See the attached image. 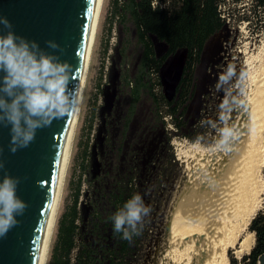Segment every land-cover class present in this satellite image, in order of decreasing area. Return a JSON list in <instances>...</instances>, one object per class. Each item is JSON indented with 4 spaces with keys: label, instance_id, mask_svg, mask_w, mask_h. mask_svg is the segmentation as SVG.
I'll return each mask as SVG.
<instances>
[{
    "label": "trees",
    "instance_id": "obj_1",
    "mask_svg": "<svg viewBox=\"0 0 264 264\" xmlns=\"http://www.w3.org/2000/svg\"><path fill=\"white\" fill-rule=\"evenodd\" d=\"M233 2L240 4L243 0ZM227 4L228 0H113L111 29L118 23L127 38L119 50L123 66L115 78L112 104L101 113L99 137L92 144L89 135L78 155L48 264L137 261L146 227L144 220L139 235H133L129 241L114 231L110 217L133 195L144 196L153 162L147 164L146 154L140 151V141L150 136L142 135L143 131L164 138V155L168 159L165 157L160 163L161 175L167 172L165 164L175 161L171 153L174 137L195 143L203 136L197 120L190 117V106L196 94L197 69L207 45L227 27ZM252 5L254 15L264 13V0H252ZM133 37L140 55L131 70L127 59ZM108 50L109 46L105 55ZM179 53L186 54L185 63L175 94L169 99L162 90L161 74ZM98 90L101 94V85ZM145 100L150 103V113L143 117L141 130L133 133ZM95 106L97 110V103ZM96 116L94 112L89 134ZM249 231L255 235L251 253L240 262L232 259L231 264H258L264 256V212L254 217Z\"/></svg>",
    "mask_w": 264,
    "mask_h": 264
},
{
    "label": "rangeland",
    "instance_id": "obj_2",
    "mask_svg": "<svg viewBox=\"0 0 264 264\" xmlns=\"http://www.w3.org/2000/svg\"><path fill=\"white\" fill-rule=\"evenodd\" d=\"M112 6L113 0L105 1L59 216L69 198V184L76 172L78 155L89 135L92 144L99 137L103 117L101 113L107 111L108 105L112 104L116 86L115 78L120 74L123 66L119 50L122 48L121 42H125L127 38L118 23H115L111 29ZM252 6V0H243L240 4L228 0L226 12H224L227 27L211 39L202 63L197 69L196 94L189 114L192 119L197 120L198 130L203 136L195 143L179 137L172 139L171 153L175 161L165 164V170H167L165 175L160 174L162 172L160 163L163 159L158 158L156 161L157 157L150 158L153 162L150 169L153 170L150 176L149 174V177L147 176L143 199L151 212L143 219L146 227L137 261L134 264H154L159 248L165 244L171 212L188 179V168L194 164L191 157L194 148L204 150L216 148L221 139V129L235 121L237 111L252 94L259 78H264V13L258 12L254 15ZM131 41L127 67L132 70L136 67L140 53L134 37ZM107 46H109L108 55H105ZM183 59L184 53H179L163 69L161 84L164 93H167V90L170 91L175 84L176 71ZM101 77H103L102 80ZM99 85L103 90L101 94L98 90ZM96 103L97 110H95ZM140 109L143 116L150 113L149 101L145 100ZM94 112L97 116L92 133L89 134ZM260 176L264 187V153ZM84 189L86 190L87 186H84ZM261 202L258 213L264 212V195ZM54 240L55 236L53 242ZM229 258V264L232 259L238 262L242 260L236 259L232 251L229 253Z\"/></svg>",
    "mask_w": 264,
    "mask_h": 264
},
{
    "label": "bare ground",
    "instance_id": "obj_3",
    "mask_svg": "<svg viewBox=\"0 0 264 264\" xmlns=\"http://www.w3.org/2000/svg\"><path fill=\"white\" fill-rule=\"evenodd\" d=\"M105 1H95L87 23L86 51L77 81L81 102L72 111L66 128L34 264L49 261ZM237 112L235 121L226 127L234 132L227 145H220L221 137L214 149L196 147L192 151L194 164L188 168V179L170 215L166 242L159 248L154 264H229L231 251L239 260L252 251L255 235L249 226L264 195L260 176L264 78H259Z\"/></svg>",
    "mask_w": 264,
    "mask_h": 264
},
{
    "label": "water",
    "instance_id": "obj_4",
    "mask_svg": "<svg viewBox=\"0 0 264 264\" xmlns=\"http://www.w3.org/2000/svg\"><path fill=\"white\" fill-rule=\"evenodd\" d=\"M96 0H0V15L13 24L18 36L35 41L46 52L58 55L73 66L70 89L77 90L80 67L86 49V27ZM3 26L0 25V28ZM3 29V33H7ZM48 41L60 45L59 50L48 47ZM177 56V55H176ZM175 56V57H176ZM176 71L175 84L165 95L172 98L180 81L185 63ZM4 73H0L2 77ZM72 111L50 127L38 129L35 140L15 154L9 150L11 125L0 124V182L5 175L19 177L17 195L28 205L20 222L0 238V264H34L38 240L50 193L59 165L64 135ZM251 253V252H250ZM249 253V254H250ZM248 254V255H249ZM258 264H264V256Z\"/></svg>",
    "mask_w": 264,
    "mask_h": 264
},
{
    "label": "clouds",
    "instance_id": "obj_5",
    "mask_svg": "<svg viewBox=\"0 0 264 264\" xmlns=\"http://www.w3.org/2000/svg\"><path fill=\"white\" fill-rule=\"evenodd\" d=\"M0 124L11 125L9 150L15 154L27 148L36 138L38 129L50 127L53 121L62 119L81 102L78 90L70 89L73 66L61 61L58 55L42 50L35 41L18 36L13 24L6 16L0 15ZM7 29V33H3ZM48 47L60 49L54 41ZM234 132L221 129L220 145H227ZM0 149V153H2ZM5 165L0 160V170ZM19 177L5 175L0 182V238L20 222L28 205L17 195ZM151 212L140 194L133 195L110 219L114 231L122 238L131 240L139 235L144 217Z\"/></svg>",
    "mask_w": 264,
    "mask_h": 264
},
{
    "label": "flooded vegetation",
    "instance_id": "obj_6",
    "mask_svg": "<svg viewBox=\"0 0 264 264\" xmlns=\"http://www.w3.org/2000/svg\"><path fill=\"white\" fill-rule=\"evenodd\" d=\"M143 117L144 116L142 115L141 109H140L139 110L138 118L135 120V123H134L133 133L138 132V131L141 130L140 128H141L142 122L144 120ZM151 134H147L145 131H143L142 132V135H150V136L149 137H146V139H144L143 141H140V143H139L141 145V148H140L141 150L140 151L143 154H146V157L148 155V157H147V164H149L151 162L150 158L152 159L154 157H157L156 158V161H157L158 158H160L162 160V159H165V157H166L164 155L165 154V151H164V145H163L164 144V138H163V136H160V137H152V135H157V134H152V135ZM155 150H156V152H154Z\"/></svg>",
    "mask_w": 264,
    "mask_h": 264
}]
</instances>
